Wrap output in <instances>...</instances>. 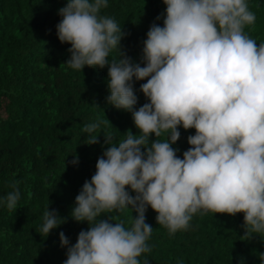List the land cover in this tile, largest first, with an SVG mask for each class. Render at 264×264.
Instances as JSON below:
<instances>
[{"label": "clouds", "instance_id": "9594fccd", "mask_svg": "<svg viewBox=\"0 0 264 264\" xmlns=\"http://www.w3.org/2000/svg\"><path fill=\"white\" fill-rule=\"evenodd\" d=\"M163 3V26H150L141 63L121 48L126 33L115 18L102 14L108 0H66L58 12V40L70 45L65 65L78 71L107 67L106 103L131 113L138 131L119 141L104 135L107 147L71 212L72 220L89 227L71 246L59 234L67 248L64 264H141L139 257L152 251L149 207L169 236L186 231L194 215L211 212L242 213L244 237H264V43L245 32L256 16L247 0ZM145 80L140 91L148 102L137 108L134 84ZM109 124L97 119L84 125L87 144H97L94 133ZM180 127L195 130L183 158L173 147ZM19 184L3 198L10 211L17 209ZM126 209L136 213L127 227L110 215ZM64 222L48 206L39 231L47 237Z\"/></svg>", "mask_w": 264, "mask_h": 264}, {"label": "trees", "instance_id": "16d2710c", "mask_svg": "<svg viewBox=\"0 0 264 264\" xmlns=\"http://www.w3.org/2000/svg\"><path fill=\"white\" fill-rule=\"evenodd\" d=\"M247 2L256 20L245 32L264 43V0ZM65 6L66 0H0V264H64L67 248L61 247L59 234L63 232L71 246L89 227L72 220L71 212L107 147L104 135L119 141L129 130L138 134L131 113L106 103L107 67L78 71L65 65L70 45L61 44L56 33L58 12ZM102 14L115 18L126 33L121 48L134 63H141L147 32L153 23L163 26L166 6L163 0H108ZM142 83L146 80L134 84L137 108L148 102L140 91ZM97 119L110 124L101 125L94 133L99 142L89 145L82 128ZM179 131L173 147L183 158L190 147L187 138L195 130ZM73 155L78 156L77 165L71 163ZM15 181H20V200L10 211L3 198ZM48 206L65 222L46 237L39 230ZM110 215L127 227L136 213L126 209ZM146 223L153 228L148 241L152 251L139 257L141 264L145 259L148 264H261L264 237H244L242 213L196 214L186 231L172 236L156 223L150 207Z\"/></svg>", "mask_w": 264, "mask_h": 264}]
</instances>
